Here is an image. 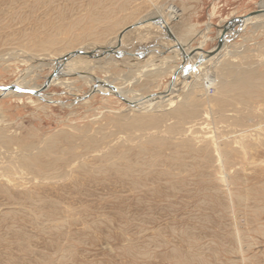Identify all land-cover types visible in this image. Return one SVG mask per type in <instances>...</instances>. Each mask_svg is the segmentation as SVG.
Masks as SVG:
<instances>
[{
	"label": "rangeland",
	"instance_id": "374dc122",
	"mask_svg": "<svg viewBox=\"0 0 264 264\" xmlns=\"http://www.w3.org/2000/svg\"><path fill=\"white\" fill-rule=\"evenodd\" d=\"M260 9L0 0V87L41 89L56 65L76 72L41 97L0 93V264H264V21L193 78L183 72L203 55L192 51ZM177 72L173 102L158 109L80 78L155 99ZM242 72L256 86L238 84Z\"/></svg>",
	"mask_w": 264,
	"mask_h": 264
},
{
	"label": "bare ground",
	"instance_id": "6f19581e",
	"mask_svg": "<svg viewBox=\"0 0 264 264\" xmlns=\"http://www.w3.org/2000/svg\"><path fill=\"white\" fill-rule=\"evenodd\" d=\"M262 10H264V9H262ZM263 17H264V14L263 15H260V16H255V17H253V18H249V19H247V20H245L244 21V23L241 21H238V23H236V26H238L239 28L236 30V31H234V33L228 38V39H226L225 40V43H223V46L222 47H224V44H226V43H229V42H231V41H234L235 40V38H237L238 36H235L234 37V34L235 33H239V32H241L244 28H245V26H246V24H248L249 22H251V23H260V22H263L264 21V19H263ZM255 19V20H254ZM253 20V21H252ZM232 27V26H231ZM258 28V27H257ZM230 29V28H229ZM228 28L227 29H224V31H222L221 32V34H220V37H225V35L228 33V30H229ZM238 51V50H237ZM199 57V56H198ZM204 58V54L198 59V60H201V59H203ZM219 58V55H217V56H215L213 59H212V57L211 58H205V59H203L204 61H203V63H200L198 66H196L195 67V63H196V61H194L190 66H188L183 72H184V74H186V71L188 72L187 74L189 75V76H191L192 78H193V76L199 71V69H201V67H203L204 65V63H206L207 61H209V59H212V63H216V61L217 60H219L218 59ZM197 60V61H198ZM203 65V66H202ZM56 73H58V75H56V77H53L52 79H51V77L49 78V82L51 83V85L52 84H62L63 86L64 85H73V83L74 82H72V81H70V79H67V77L68 76H71L72 74H74V73H76L75 71H71L70 69H68L67 67H64V66H60V65H56ZM181 73L180 72H177L176 74H175V76H174V79H173V81L171 82V84L169 85V87H168V89H166V91L165 92H163V93H165L164 95H161L160 94V96L159 97H157V98H155V99H147V98H135L134 97V95L133 96H124L125 94H126V91H117V89H116V91H113L112 89H110V87H112L111 86V84H107V83H104V82H102L101 80H97L96 78H92V77H84V76H80V78H86V79H88V80H90V81H93V82H96V83H93V82H86L85 81V83H87L89 86H90V88L91 89H93L94 87H95V85H97V87L95 88V89H98V90H100V91H102V90H108L110 93H112V94H115V95H118V96H120L122 99H125V100H127V101H129V102H131V103H133L134 104V106H132L133 108H135V109H139V108H143V109H145L146 107H148L149 105H154V103L156 102V100H157V102L158 101H160V102H158V103H156V105H154V107L155 108H161V107H163L164 106V104H166V103H172L173 102V96H174V94H175V92H176V90L178 89V85H180V83H182L180 80H178V78L180 77L179 75H180ZM60 76H64V77H66V78H64V80L63 81H61L60 79H58ZM257 75L255 74V73H252V72H242L241 73V76L237 79L238 80V84H241V85H249V86H253V85H255L256 86V81H255V77H256ZM207 74H206V79H207ZM79 78V79H80ZM72 79V78H71ZM196 79V78H195ZM204 79V78H203ZM48 81H47V83H48ZM195 82H193V84H192V86L194 85V84H196L198 81L197 80H194ZM185 84H189V83H186V81L184 82ZM22 84H18L17 85V87H20ZM182 85V84H181ZM217 87L221 90V89H225L226 88V85L224 84V82H222V81H219L218 83H217ZM1 88V87H0ZM43 88H39L38 90H42ZM33 90H35V89H33ZM2 91L0 90V93H1ZM42 92V91H41ZM120 92V93H119ZM9 93H11V94H15V95H21V93H19V92H16V91H9V92H7L6 94L7 95H9ZM162 93V94H163ZM178 93V92H177ZM5 94V95H6ZM155 101V102H154ZM154 102V103H153ZM152 107V106H151ZM151 109V108H150ZM153 109V108H152ZM156 119L154 118V117H149V118H142V119H136L133 123H131V125H134L135 123H137V124H140L141 125V123H144V124H146V123H148V122H153V121H155Z\"/></svg>",
	"mask_w": 264,
	"mask_h": 264
},
{
	"label": "water",
	"instance_id": "95a60500",
	"mask_svg": "<svg viewBox=\"0 0 264 264\" xmlns=\"http://www.w3.org/2000/svg\"><path fill=\"white\" fill-rule=\"evenodd\" d=\"M264 14V10H257V11H255V12H252V13H250L249 15H247L246 17H240V18H238V19H233L232 21H230L232 24L233 23H235L236 24V22H238V21H242L243 23H244V21L245 20H247V19H249V18H253V17H255V16H260V15H263ZM235 24H233V25H235ZM226 25H229V24H226ZM233 28H234V26H233ZM242 32V31H241ZM241 32H239V33H235L234 34V37L235 36H238V35H240L241 34ZM226 37H220L219 39H218V43H217V45L211 50V51H208V52H203L202 51V49H196V50H194V51H192V55H194L195 53H198V52H202V54H204V58L203 59H205V58H210V57H212L215 53H217L219 50H220V48L223 46V43H225V39ZM236 39V38H235ZM203 59H201V60H198V61H196V63H195V67L196 66H198L200 63H203ZM56 74L57 73H55V74H53L52 75V77H51V79L53 78V77H55L56 76ZM50 79V80H51ZM49 80V81H50ZM48 81V83H45V85L42 87L43 89L42 90H33V89H21V88H19V87H17V86H14V85H12V86H9V87H1L0 88V90L2 91V94L3 95H5L7 92H9V91H16V92H19V93H26V94H31V95H33V96H36V97H41V91H44L49 85H50V82ZM110 89H112L113 91H116V88H114L113 86L112 87H110ZM165 93H163V94H161V95H164ZM118 96V95H117ZM160 96V94L159 95H156V97H159ZM118 97H120V96H118ZM155 97V96H154ZM154 97H151V98H154ZM121 98V97H120ZM122 99V98H121ZM125 103H127L128 105H130V106H134V104L133 103H131V102H129V101H127V100H125V99H122Z\"/></svg>",
	"mask_w": 264,
	"mask_h": 264
}]
</instances>
